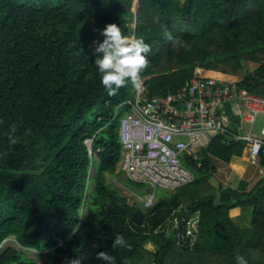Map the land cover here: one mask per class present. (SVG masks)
<instances>
[{"label":"trees","instance_id":"16d2710c","mask_svg":"<svg viewBox=\"0 0 264 264\" xmlns=\"http://www.w3.org/2000/svg\"><path fill=\"white\" fill-rule=\"evenodd\" d=\"M135 1L0 0V152L8 153L0 156V245L14 235L22 247L47 250L39 262L8 246L0 264H102L100 251L115 264H236L237 256L264 264V177L251 189L243 178L235 187L211 183L217 160L244 175V142L216 136L200 160L187 157L194 180L157 188L148 209L108 184L122 151L114 115L137 88L129 83L109 96L90 47L109 23L148 43L144 98L191 77L234 80L246 62L257 65L241 84L264 95V0H137L134 10ZM13 124L19 142L9 147ZM93 135L97 157L90 158L84 141ZM126 182L138 193L150 190ZM181 206L200 212L192 248L159 229ZM239 209L247 223L237 221ZM116 235L130 248H112Z\"/></svg>","mask_w":264,"mask_h":264},{"label":"built area","instance_id":"2783aa9c","mask_svg":"<svg viewBox=\"0 0 264 264\" xmlns=\"http://www.w3.org/2000/svg\"><path fill=\"white\" fill-rule=\"evenodd\" d=\"M243 77L220 80L214 76L191 77L181 87L144 98L143 79L133 98L117 106L122 145L119 169L128 180L145 183L143 208L157 200V188L174 190L192 182L194 171L187 157L201 159V151L221 135L226 143L242 141L248 165L264 177V95L241 84ZM121 112V113H120ZM263 117L259 132L255 125ZM90 158L97 157L94 135L85 138ZM199 211L179 207L159 229L180 246L192 248L197 239Z\"/></svg>","mask_w":264,"mask_h":264},{"label":"clouds","instance_id":"9594fccd","mask_svg":"<svg viewBox=\"0 0 264 264\" xmlns=\"http://www.w3.org/2000/svg\"><path fill=\"white\" fill-rule=\"evenodd\" d=\"M99 32L104 39L102 41L93 40L90 47H92V55L95 56L94 64L104 90L109 96H114L129 83L134 88H139L141 73L147 69L150 63L147 54L151 52V46L142 38L125 36L115 23L107 24ZM164 35L173 45L183 44L171 33L165 32ZM183 46L187 47L186 44ZM16 132L17 127L13 124L5 133L9 147L19 142ZM30 132L31 130L28 129L25 135ZM7 155V151L0 152V156ZM117 247L130 248V245L124 236L116 235L112 242V248ZM96 257L102 261V264H115V258L106 251L97 252ZM71 264H80V262L74 260ZM236 264H247V261L243 256H237Z\"/></svg>","mask_w":264,"mask_h":264},{"label":"rangeland","instance_id":"374dc122","mask_svg":"<svg viewBox=\"0 0 264 264\" xmlns=\"http://www.w3.org/2000/svg\"><path fill=\"white\" fill-rule=\"evenodd\" d=\"M183 1V0H182ZM138 7V2L137 0L134 2L133 9L137 10ZM130 38H134L133 36ZM256 63L254 62H246L244 65V68L239 71V77H244V75L250 71L253 70L256 67ZM139 89V88H138ZM137 89V91H138ZM263 123V117L260 115L257 117L256 120V125L255 129L257 132L260 131L261 126ZM218 170L214 174V176L211 178V183L213 184L215 189H218L221 186H237L240 183L241 178L248 180V186L247 189H251L255 186L256 183L259 182L260 178L259 175L252 165H248L246 172L242 177L237 175L233 167L224 162L217 160L216 161ZM95 174V168L93 166L90 167V176L93 177ZM128 179L124 175V173L117 167V170L113 174H108L107 175V182L109 185L115 187L120 193L130 196L132 198H135L143 207L141 198L144 194L136 192L132 185H129L126 181ZM145 209V208H144ZM85 212V210H84ZM233 214L236 216L237 221L241 223H247L249 221V216L248 215H243V212L241 209L239 211H233ZM8 246H14L17 248H22L23 250L26 251L27 255L36 258L39 262H42L45 260L47 256V250H36V249H31V248H25L22 247L19 242L17 241L16 237L14 235L9 236L6 238L3 243L0 245V252H2L4 249H6Z\"/></svg>","mask_w":264,"mask_h":264},{"label":"crops","instance_id":"0c3cea01","mask_svg":"<svg viewBox=\"0 0 264 264\" xmlns=\"http://www.w3.org/2000/svg\"><path fill=\"white\" fill-rule=\"evenodd\" d=\"M247 169V168H246ZM237 211H239V210H237ZM236 212V211H235Z\"/></svg>","mask_w":264,"mask_h":264}]
</instances>
